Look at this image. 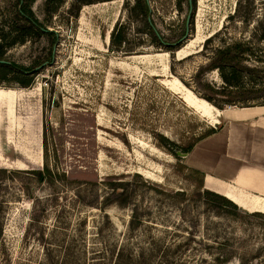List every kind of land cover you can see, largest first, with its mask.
Segmentation results:
<instances>
[{"label": "rangeland", "instance_id": "374dc122", "mask_svg": "<svg viewBox=\"0 0 264 264\" xmlns=\"http://www.w3.org/2000/svg\"><path fill=\"white\" fill-rule=\"evenodd\" d=\"M17 3L0 0L6 40ZM25 4L55 38L28 36L3 54L35 68L0 80V167L10 171L0 177V264L42 262L62 245L81 264L120 247L131 264H264V217L250 214L264 212V196L230 192L227 169L210 167L212 150L225 157L226 138L209 134L179 158L160 141L186 144L241 107L217 108L196 91L194 74L217 49L243 42V62L262 67L263 86L264 0ZM122 26L116 48L110 34ZM202 78L224 85L215 68ZM263 103L264 95L244 104ZM45 165L59 177L38 182L27 171ZM206 191L242 195L245 207L219 205Z\"/></svg>", "mask_w": 264, "mask_h": 264}, {"label": "trees", "instance_id": "16d2710c", "mask_svg": "<svg viewBox=\"0 0 264 264\" xmlns=\"http://www.w3.org/2000/svg\"><path fill=\"white\" fill-rule=\"evenodd\" d=\"M17 1L18 8L15 11V18L17 21L15 22V26L11 27L13 31H16V34L10 40H6V37L9 34H2L0 36V80L6 79L10 73L25 74L26 72H33V69L35 68V66L33 65H17L13 62L3 59V54L7 46H10L16 41H23L26 37H31L33 35H45L55 38V33L52 30H48L47 28H45V26L34 17L32 11L27 8L25 0ZM142 4L143 9L146 13L148 11L147 4L144 2H142ZM18 20H23L22 24H17ZM261 27L262 29L259 36L264 37V25ZM125 41L126 37L125 32L123 31V26L111 31V45L119 48L125 43ZM246 51H249V49L244 45L243 42L234 40L227 46L217 49L214 55L205 65H201L200 67H198L197 71L194 74L196 91L213 106H216L220 109L224 108L225 104H242L241 106H245L244 103H247L250 100L259 99L262 95H264V84L263 86H261V80H259L258 78L260 76L257 75V73L260 72L259 68L261 66H257L258 64L251 66L246 65V63H244L242 59V55H244ZM213 68L218 70V73L222 78L224 85L214 86L209 82L203 80L202 77L204 72ZM245 74H249L250 76L244 78ZM11 77L12 79H15L17 82L23 85H27L30 81V78H19L18 76H13V74ZM219 128L220 126H217L216 128H210L204 134L186 144H177L165 137H162L160 141L170 153H172L176 158H179L177 150L181 153H188L197 141L209 134L217 132ZM27 171L38 182L43 180L51 181L56 179L55 177H59V174H56L47 165L42 166L41 168L30 169ZM8 172L10 171L7 170V168L0 167V177H4ZM206 195L209 196V200H212L219 205L231 206L235 209H238L237 204L221 194L206 191ZM250 214L253 216L264 217V212L255 211L251 212ZM137 221L138 218L136 216V213H132L128 222L130 230H134L137 227ZM62 247L63 253H60L61 250H58L57 257L52 256L47 258V260H43L42 262L31 261L25 264H81L77 260H72L75 256L72 246L62 245ZM108 251L109 252H105L103 250L93 251L90 258L91 260L88 264H110V262H107L105 260H114L113 264H131L134 260L132 253L125 248L120 247L115 253H113L112 250ZM3 261V264H9L8 260Z\"/></svg>", "mask_w": 264, "mask_h": 264}, {"label": "crops", "instance_id": "0c3cea01", "mask_svg": "<svg viewBox=\"0 0 264 264\" xmlns=\"http://www.w3.org/2000/svg\"><path fill=\"white\" fill-rule=\"evenodd\" d=\"M226 111L224 125L212 133L211 139L226 138V155L221 159L227 163L223 165L219 152L212 150V172L227 169L230 192L238 189L243 194L264 196V104L233 107ZM222 145L220 142L221 150L224 148ZM224 195L237 204L239 199L243 200L242 195L236 193ZM240 205L245 207L242 203Z\"/></svg>", "mask_w": 264, "mask_h": 264}, {"label": "water", "instance_id": "95a60500", "mask_svg": "<svg viewBox=\"0 0 264 264\" xmlns=\"http://www.w3.org/2000/svg\"><path fill=\"white\" fill-rule=\"evenodd\" d=\"M189 4H190V0H189ZM188 17H189V14L187 15V19H188ZM187 19H186V23H187ZM2 61V60H1Z\"/></svg>", "mask_w": 264, "mask_h": 264}, {"label": "bare ground", "instance_id": "6f19581e", "mask_svg": "<svg viewBox=\"0 0 264 264\" xmlns=\"http://www.w3.org/2000/svg\"><path fill=\"white\" fill-rule=\"evenodd\" d=\"M177 79V78H176ZM178 80V79H177ZM184 87V86H183ZM189 90V89H188ZM193 93V92H192ZM206 102H207V100H206Z\"/></svg>", "mask_w": 264, "mask_h": 264}]
</instances>
